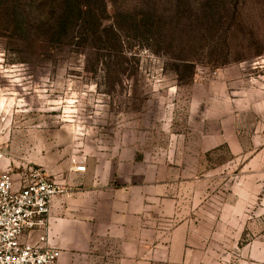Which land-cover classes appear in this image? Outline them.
<instances>
[{
  "label": "rangeland",
  "instance_id": "1",
  "mask_svg": "<svg viewBox=\"0 0 264 264\" xmlns=\"http://www.w3.org/2000/svg\"><path fill=\"white\" fill-rule=\"evenodd\" d=\"M22 2L0 0V173L160 182L149 192L166 227L176 210L193 235L187 264H251L264 242V0H105L102 28L118 31L84 41L48 32L58 0H26V18ZM145 3L160 15L147 34Z\"/></svg>",
  "mask_w": 264,
  "mask_h": 264
},
{
  "label": "crops",
  "instance_id": "2",
  "mask_svg": "<svg viewBox=\"0 0 264 264\" xmlns=\"http://www.w3.org/2000/svg\"><path fill=\"white\" fill-rule=\"evenodd\" d=\"M70 176L68 182L56 177L68 193L52 200L47 230L32 231L25 241L37 244L47 235L61 251L56 264H187L193 249L188 224L175 210L179 222L167 228L165 199L150 197L149 187L162 183L119 187L93 171ZM245 257L264 264V242L256 241Z\"/></svg>",
  "mask_w": 264,
  "mask_h": 264
},
{
  "label": "built area",
  "instance_id": "3",
  "mask_svg": "<svg viewBox=\"0 0 264 264\" xmlns=\"http://www.w3.org/2000/svg\"><path fill=\"white\" fill-rule=\"evenodd\" d=\"M5 157L0 149V161ZM75 172H85L76 167ZM67 187L48 175L31 172L16 181L9 171L0 173V264H56L61 251L50 245L47 235L37 244L25 236L38 229L47 230L51 202L66 195Z\"/></svg>",
  "mask_w": 264,
  "mask_h": 264
},
{
  "label": "trees",
  "instance_id": "4",
  "mask_svg": "<svg viewBox=\"0 0 264 264\" xmlns=\"http://www.w3.org/2000/svg\"><path fill=\"white\" fill-rule=\"evenodd\" d=\"M24 2L20 3V7L24 17L26 12V5ZM98 4V5H97ZM94 0H58L56 3L57 12L54 14V22L49 26L48 32L52 33L51 36L54 39L71 38L75 33L78 39L84 41V34H91V36L97 37H109L110 35H115L116 27L114 28H102V19L107 17V5L105 0H96L95 5L100 6L101 12H99V7L95 8ZM146 10L143 11L138 20H135V26H145L147 27L145 34L153 31V27L159 25V17L157 11L153 7H150L145 3ZM202 9L208 10L212 6L210 1L203 2L201 5ZM72 8V9H71ZM117 24L123 28L124 25L119 22ZM120 28V27H119ZM120 30V29H119ZM102 34V35H101ZM71 35V36H72ZM190 65H185L184 68H189ZM191 68V67H190Z\"/></svg>",
  "mask_w": 264,
  "mask_h": 264
}]
</instances>
